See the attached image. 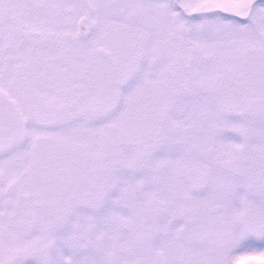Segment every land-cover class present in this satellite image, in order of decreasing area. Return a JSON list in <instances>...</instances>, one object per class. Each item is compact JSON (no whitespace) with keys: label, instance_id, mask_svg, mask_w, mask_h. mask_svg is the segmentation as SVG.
I'll return each mask as SVG.
<instances>
[{"label":"snow or ice","instance_id":"1","mask_svg":"<svg viewBox=\"0 0 264 264\" xmlns=\"http://www.w3.org/2000/svg\"><path fill=\"white\" fill-rule=\"evenodd\" d=\"M0 264H264V0H0Z\"/></svg>","mask_w":264,"mask_h":264}]
</instances>
